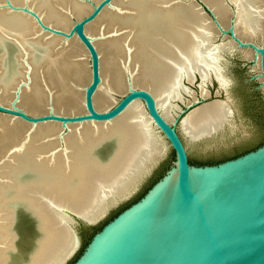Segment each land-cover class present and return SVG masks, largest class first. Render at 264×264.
Returning <instances> with one entry per match:
<instances>
[{
	"label": "bare ground",
	"instance_id": "6f19581e",
	"mask_svg": "<svg viewBox=\"0 0 264 264\" xmlns=\"http://www.w3.org/2000/svg\"><path fill=\"white\" fill-rule=\"evenodd\" d=\"M224 28L235 22L245 41L264 39V0H203ZM22 6L24 0H12ZM30 6L53 27H69L68 11L82 15L79 0H31ZM100 54L102 83L94 96L100 112L110 110L128 89L127 75L152 93L164 118L173 123L175 102L187 92L185 82L215 77L221 86L222 54L235 47L220 34L194 0H116L88 26ZM101 35V37H99ZM18 43L11 67L0 49V98L31 114L49 105L58 113L84 110V89L91 80L89 53L73 40L42 33L35 19L0 12V48ZM236 48V47H235ZM243 58L256 60L253 50ZM256 69V68H254ZM9 73V74H8ZM204 97L208 92L203 88ZM232 115L227 101L192 111L181 125L190 141L222 129ZM56 123L30 128L0 116V264H64L78 248L71 214L89 221L104 216L118 200L129 197L167 151V142L144 104L136 101L108 123L73 125L61 137ZM106 147V148H105ZM34 217L35 246H18L17 216Z\"/></svg>",
	"mask_w": 264,
	"mask_h": 264
},
{
	"label": "water",
	"instance_id": "95a60500",
	"mask_svg": "<svg viewBox=\"0 0 264 264\" xmlns=\"http://www.w3.org/2000/svg\"><path fill=\"white\" fill-rule=\"evenodd\" d=\"M30 1L24 0V4L18 6L12 0H0V12L32 17L42 33L64 41L77 37L89 53L91 68V80L84 89V110L58 113L49 105L40 113L26 112L17 106L23 84L17 90L18 100L6 105L0 98V116L33 129L56 123L63 129V138L70 126L111 122L131 104L141 101L175 153V161L165 175L139 201L96 232L73 264H264V145L217 165H192L188 146L176 123L164 118L152 93L136 86L132 74L127 75V92L119 98L116 96L119 101L115 106L105 112L98 111L94 96L102 83L100 54L86 30L116 0H79L89 9L82 15L68 11L70 24L67 29L46 24L30 6ZM194 1L215 23L224 40H233L239 51L255 52L259 63L257 59L247 61L243 58L246 61L243 67H249V72L256 71L257 74L250 75V82L258 83L256 90L264 98V39L259 43L242 40L236 35L234 20L224 28L208 4L203 0ZM226 2L236 9L235 4ZM19 47L18 43L7 42L0 48L7 68L11 67ZM134 192L115 202L96 221L71 214L79 244L77 250L83 246V241L76 226L95 227L111 208L129 200ZM16 229L18 246L26 253L35 246L37 223L30 213L20 210Z\"/></svg>",
	"mask_w": 264,
	"mask_h": 264
},
{
	"label": "rangeland",
	"instance_id": "374dc122",
	"mask_svg": "<svg viewBox=\"0 0 264 264\" xmlns=\"http://www.w3.org/2000/svg\"><path fill=\"white\" fill-rule=\"evenodd\" d=\"M223 40L222 35L219 34L215 44H219ZM243 54H245L244 51H239L235 47H231L222 54L220 65L227 81L225 87L221 86L213 76L205 83L197 76L193 83L185 82L187 92L183 91L182 99L175 102V105L180 109L177 110L173 122L176 123L182 139L188 146L189 160L192 165L197 166L200 162L233 156L258 144L264 138V119L259 118L260 115L264 118V98L261 99L252 94L250 75L257 73L256 71L249 72V67H243L246 64V61L243 60ZM203 88L208 92L206 98L202 92ZM117 97L119 98V95ZM215 101H227L229 103L232 110L229 120L213 136L199 141H190L181 130L183 119L192 111ZM174 161L175 153L167 142L165 156L143 178L129 200L111 208L107 216L95 227H87L83 224L76 226L82 238L83 246L66 264H73L83 253L85 246L91 240H89L91 235L100 231L105 224L123 210L139 201L165 175ZM22 233H25L24 229Z\"/></svg>",
	"mask_w": 264,
	"mask_h": 264
},
{
	"label": "trees",
	"instance_id": "16d2710c",
	"mask_svg": "<svg viewBox=\"0 0 264 264\" xmlns=\"http://www.w3.org/2000/svg\"><path fill=\"white\" fill-rule=\"evenodd\" d=\"M257 86H258V85H257L256 83H254V82H251V83H250V87H251V89H252V94H253L254 96H257V97H259V98L262 99V94H261V92L258 91V90H256V87H257ZM259 118H260V119H264L262 115H260ZM262 145H264V138H263V140H262L261 142H259L258 144H255V145H253L252 147H249V148H247L246 150H244V151H242V152L236 153V154L233 155V156L223 157V158H220V159H217V160H209V161H206V162H200L198 165H200V166H201V165H217V164H219V163L225 162V161L230 160V159L237 158V157H239V156H241V155H243V154H246V153H248V152H250V151H253V150L259 148V147L262 146ZM95 233H96V232H95ZM95 233H93V234L91 235V237L89 238V240L92 238V236H93Z\"/></svg>",
	"mask_w": 264,
	"mask_h": 264
}]
</instances>
